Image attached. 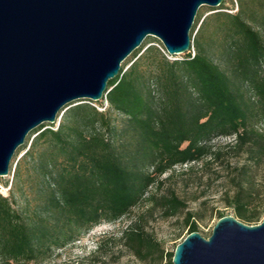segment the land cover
Wrapping results in <instances>:
<instances>
[{
    "label": "trees",
    "instance_id": "obj_1",
    "mask_svg": "<svg viewBox=\"0 0 264 264\" xmlns=\"http://www.w3.org/2000/svg\"><path fill=\"white\" fill-rule=\"evenodd\" d=\"M236 1L235 12H228L231 0L230 8L222 0L210 9L216 12L203 18L192 40L198 10L193 49L181 59L169 60L162 44L148 45L147 37L108 82L102 100L70 106L57 127L42 124L29 133L14 155L34 135L9 195L0 193L1 264L44 261L143 202L173 217L186 204L172 190L158 194L160 178L191 163L226 160L230 166V153L240 162L231 167L226 206L247 225L261 221L264 209L253 202L264 198V0ZM104 103L103 111L95 106ZM230 137L224 148L212 145ZM29 182L35 197L19 208L15 199ZM194 216L186 214L189 233L198 231ZM106 241H98L92 264H105ZM118 241L140 262L156 257V264H172L173 252L164 253L140 221L121 229Z\"/></svg>",
    "mask_w": 264,
    "mask_h": 264
},
{
    "label": "water",
    "instance_id": "obj_2",
    "mask_svg": "<svg viewBox=\"0 0 264 264\" xmlns=\"http://www.w3.org/2000/svg\"><path fill=\"white\" fill-rule=\"evenodd\" d=\"M222 0H0V177L31 131L76 103L103 99L122 63L147 37L170 56L192 49L202 6ZM172 264H264V218L218 219L191 232Z\"/></svg>",
    "mask_w": 264,
    "mask_h": 264
},
{
    "label": "rangeland",
    "instance_id": "obj_3",
    "mask_svg": "<svg viewBox=\"0 0 264 264\" xmlns=\"http://www.w3.org/2000/svg\"><path fill=\"white\" fill-rule=\"evenodd\" d=\"M226 1L227 7L230 8L232 6L230 0ZM231 1L233 3L232 11H227L235 12L237 10V1ZM210 9L213 8L207 6L200 7L199 11L202 15L192 34V40L196 37V32L203 18L208 14L216 12L210 11ZM147 39L148 42H150L148 45H157L154 42L157 39L153 37H148ZM164 53L169 60L182 58V55L170 56L166 51ZM95 106L99 111H103L106 107V103H104L103 107L98 105ZM60 117H58L54 123L55 127H57ZM114 117L118 118V116L115 115ZM261 128L263 129L264 126H261ZM33 137L34 135L30 137L23 150L19 151L15 157L13 156L14 159L12 158L11 160L10 164L12 166L8 175L0 177V193L3 196L9 195V186L13 180L16 164L18 161L22 160L21 157L29 147ZM232 140L233 138L231 137L218 138L213 141L212 145H214L215 148H224L227 144L231 143ZM227 160L230 166H228L226 160L222 162L215 161L207 166L204 165V162L176 166L160 178L164 180V182L161 190L157 191V193L163 195L172 190L177 197L186 204V208L177 215L166 217L159 207H152L150 203L143 202L133 208L132 211L121 220L115 223H101L74 244H70L61 250H56L53 255L46 260L29 264H92V255L97 252V243L100 240H110L106 241L104 249L102 250V260L105 264H156V257L154 260L149 259L148 263H143L136 259L118 241L121 229L126 228L133 221H140L144 230L161 244L164 253H171L174 251L175 245L180 243L189 233V227L184 225L187 213H193L195 215L191 221L196 224L198 229L197 232L203 237L208 238L211 234L212 227L217 221L218 213L224 216H234L233 210L226 206L225 198L226 196H231L233 190L230 177L234 175V170H232L231 167L239 163L240 159L230 153ZM23 171H25V169H23ZM5 182H7V185L3 184ZM35 191V187L30 182L26 184L24 196H17L15 199L16 206L21 208L26 201L32 203L35 197ZM253 205L257 208L264 209V198L259 196L254 200ZM263 218L264 210L262 214V219Z\"/></svg>",
    "mask_w": 264,
    "mask_h": 264
}]
</instances>
